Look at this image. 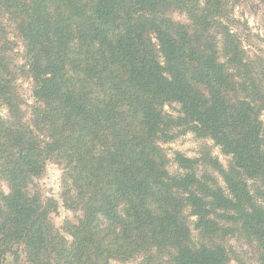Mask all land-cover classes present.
I'll use <instances>...</instances> for the list:
<instances>
[{
    "label": "trees",
    "instance_id": "1",
    "mask_svg": "<svg viewBox=\"0 0 264 264\" xmlns=\"http://www.w3.org/2000/svg\"><path fill=\"white\" fill-rule=\"evenodd\" d=\"M240 2L0 0V264H230L233 235L264 256V57ZM187 134L227 165L169 156ZM48 162L76 223L51 221Z\"/></svg>",
    "mask_w": 264,
    "mask_h": 264
},
{
    "label": "rangeland",
    "instance_id": "2",
    "mask_svg": "<svg viewBox=\"0 0 264 264\" xmlns=\"http://www.w3.org/2000/svg\"><path fill=\"white\" fill-rule=\"evenodd\" d=\"M235 16L240 22V30L245 36L249 47H246L251 53L264 57V2L261 0H241L240 5L235 9ZM173 18L179 21H185V18L178 14H173ZM8 28L10 33V41H12L16 58H21L22 46L13 31ZM246 34V35H245ZM17 91L21 96L24 105L22 107L24 113H29L31 106L34 105L32 97L31 82L28 79H22L18 82ZM0 115L6 117L7 112L0 108ZM206 148L212 158H216L223 167L227 165L228 159L223 156L219 149L214 147L209 140L197 139L191 134L179 137L173 143L165 146L166 152L171 156L172 152L178 151L187 157H197L201 148ZM173 170L174 168L171 167ZM61 176L62 171L56 164L48 162L45 172L37 181L40 192L43 197L53 199L57 204V211L52 214L51 221L53 225L60 228L64 221L69 220L71 223H76L77 216L73 212L64 208L61 202ZM2 189L6 191L5 186ZM67 237V236H66ZM68 238V237H67ZM69 239V238H68ZM226 249L229 250L231 257L230 264H264V256L254 242H249L239 235L228 236L223 240ZM4 264H27L23 259L14 262L12 258L7 257ZM118 264V263H111ZM129 264H137L136 262Z\"/></svg>",
    "mask_w": 264,
    "mask_h": 264
}]
</instances>
